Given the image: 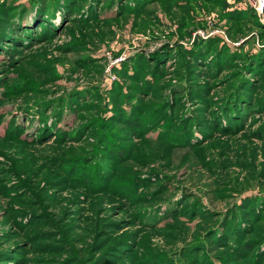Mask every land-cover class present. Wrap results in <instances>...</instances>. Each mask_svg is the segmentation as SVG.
Returning a JSON list of instances; mask_svg holds the SVG:
<instances>
[{"label": "rangeland", "instance_id": "obj_1", "mask_svg": "<svg viewBox=\"0 0 264 264\" xmlns=\"http://www.w3.org/2000/svg\"><path fill=\"white\" fill-rule=\"evenodd\" d=\"M0 264H264V6L0 0Z\"/></svg>", "mask_w": 264, "mask_h": 264}, {"label": "built area", "instance_id": "obj_2", "mask_svg": "<svg viewBox=\"0 0 264 264\" xmlns=\"http://www.w3.org/2000/svg\"><path fill=\"white\" fill-rule=\"evenodd\" d=\"M264 6V0H255V7L256 9H262V7Z\"/></svg>", "mask_w": 264, "mask_h": 264}]
</instances>
